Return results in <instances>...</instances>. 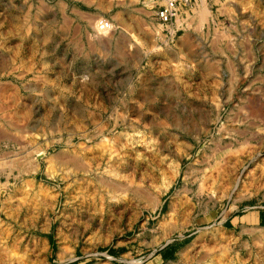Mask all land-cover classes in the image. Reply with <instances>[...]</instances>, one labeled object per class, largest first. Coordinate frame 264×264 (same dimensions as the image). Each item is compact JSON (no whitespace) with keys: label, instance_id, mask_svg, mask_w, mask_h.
<instances>
[{"label":"rangeland","instance_id":"374dc122","mask_svg":"<svg viewBox=\"0 0 264 264\" xmlns=\"http://www.w3.org/2000/svg\"><path fill=\"white\" fill-rule=\"evenodd\" d=\"M56 1L0 0V264H264V0L173 41L144 0Z\"/></svg>","mask_w":264,"mask_h":264},{"label":"built area","instance_id":"2783aa9c","mask_svg":"<svg viewBox=\"0 0 264 264\" xmlns=\"http://www.w3.org/2000/svg\"><path fill=\"white\" fill-rule=\"evenodd\" d=\"M150 1L160 30L165 33L167 39L173 41L178 33L188 26L182 12L199 0H144L147 3ZM114 28V23L108 18L100 20L97 24L98 31L112 33Z\"/></svg>","mask_w":264,"mask_h":264},{"label":"crops","instance_id":"0c3cea01","mask_svg":"<svg viewBox=\"0 0 264 264\" xmlns=\"http://www.w3.org/2000/svg\"><path fill=\"white\" fill-rule=\"evenodd\" d=\"M67 1H73V0H57L53 7L55 10H60V11H63L65 12L66 8H67ZM75 1V0H74ZM215 3H219V0H214ZM74 10V12L78 13L77 11V8H72ZM186 10V9H185ZM183 11L182 12V15L185 14V12L187 11ZM79 14V13H78ZM142 19V24L145 25V19L144 18H141ZM256 26H257V30L259 31H262L264 33V19H256ZM126 33L127 34V37L126 35L124 34ZM184 34H182L178 39H177V42L175 43V45L173 46L174 48H176L175 50L178 52V53H183L185 50H186V44L184 41H182V36ZM128 36L132 39V41H135L136 39H133L132 37V34H130L129 32H118L116 35H113L112 36V39H111V42L110 43H106V42H102L100 43L99 41V47L100 45L103 46L104 44V47L106 49V47H110L112 48V51L116 52L117 50V47L118 45L119 46H122V50L124 51V49L128 48V42H127V38ZM137 38V37H136ZM9 59V57L7 58ZM5 63V60L1 61V64L3 65ZM46 63H47V66H49V62H48V57H47V60H46ZM117 66H123L121 65L120 63L117 64ZM49 68V67H48ZM129 68V67H128ZM108 72V71H107ZM120 72V71H119Z\"/></svg>","mask_w":264,"mask_h":264},{"label":"bare ground","instance_id":"6f19581e","mask_svg":"<svg viewBox=\"0 0 264 264\" xmlns=\"http://www.w3.org/2000/svg\"><path fill=\"white\" fill-rule=\"evenodd\" d=\"M148 5H149V7L151 8V7H152V2L150 1V2L148 3ZM201 6H204V7H200V6H199V7L201 8V10H199V12H200L199 15H200V16H201V15L203 16V17H201V18H202L201 20H203V19H204V16H205V19H206V15H205V13H207V12H206L207 9H206V5H205V3L203 4V3L201 2ZM209 13H210V12H209ZM207 14H208V13H207ZM203 21H204V20H203ZM104 139H105V137H104ZM245 140H246V139H245ZM249 144H250V143H249ZM246 145H247V144H246ZM240 148H241V147H240ZM230 150H231V149H230ZM237 150H238V149H237ZM237 150H236V151H237ZM230 152H231V151H230ZM229 158H230V157H229ZM63 159H64V158H63ZM55 160H56V159H55ZM239 160H240V159H239ZM227 163H228V162H227ZM231 163H232V162H231ZM38 169H39V168H38V165H36V166L34 167V170H38ZM224 170H225V169H224ZM217 171H218V170H217ZM221 171H222V170H221ZM241 171H242V170H241ZM245 171H246V169H245ZM112 172H113V171H112ZM219 172H220V171H219ZM229 172H230V171H229ZM229 172H228V173H229ZM113 173H114V172H113ZM221 173L223 174V172H221ZM114 174H115V173H114ZM224 174L227 175V174H226V171H225ZM224 174H223V175H224ZM9 175H10V174H9ZM9 175H7V176H8V180H9V177H10ZM223 175H222V176H223ZM228 175H229V174H228ZM51 176H52V175H51ZM65 176H66V175H65ZM213 176H214V175H213ZM222 176H221V177H222ZM232 177H233V176H232ZM224 178H225V177H224ZM231 179H232V178H231ZM243 179H244V178H243ZM229 180H230V179H229ZM237 180H238V182H241V180H242V176H241L240 173H239V175H238V179H237ZM9 183H10V182H9ZM7 184H8V182L3 183V186H6ZM106 185H107V184H106ZM157 200H158V199H157ZM6 207H7V206H6ZM3 221H4V220H3ZM3 221L0 220V227H3V225L1 224ZM0 236H1V235H0ZM2 237H3V236H2ZM1 239H2V238H1ZM1 239H0V240H1ZM6 244H7V242H6Z\"/></svg>","mask_w":264,"mask_h":264},{"label":"trees","instance_id":"16d2710c","mask_svg":"<svg viewBox=\"0 0 264 264\" xmlns=\"http://www.w3.org/2000/svg\"><path fill=\"white\" fill-rule=\"evenodd\" d=\"M50 239H51V237H50ZM51 240H52V239H51ZM109 251H110L112 254H116V253H117V251H116L115 249H112V248H110ZM72 264H76V262H73Z\"/></svg>","mask_w":264,"mask_h":264}]
</instances>
